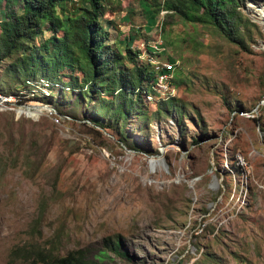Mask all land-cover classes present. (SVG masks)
<instances>
[{
    "label": "rangeland",
    "instance_id": "rangeland-1",
    "mask_svg": "<svg viewBox=\"0 0 264 264\" xmlns=\"http://www.w3.org/2000/svg\"><path fill=\"white\" fill-rule=\"evenodd\" d=\"M106 3L110 44L129 35L139 60L149 45L178 60L174 106L144 95L121 123L102 110L100 128L96 97L44 103L41 80L25 87L0 60V92L13 91L0 105V264H28L16 247L92 254L114 238L127 256L108 250L110 264H264V24L249 8L264 14V0L237 7L241 44L141 0ZM29 106L38 113L19 111Z\"/></svg>",
    "mask_w": 264,
    "mask_h": 264
},
{
    "label": "trees",
    "instance_id": "trees-1",
    "mask_svg": "<svg viewBox=\"0 0 264 264\" xmlns=\"http://www.w3.org/2000/svg\"><path fill=\"white\" fill-rule=\"evenodd\" d=\"M2 1L0 60L8 58V68L26 77L25 87L35 78L41 80L43 87H48V91L41 93L42 102H51L55 92L58 100L65 99L75 89L74 102L85 99L84 105H87L96 97L98 104L90 107L95 116L88 120L100 128L109 127L107 120H100L102 110H110L112 114L108 119L119 118L121 123L137 105L146 106L143 99L153 82L154 71L147 60L138 59V50L131 48L129 35L121 44L122 50L109 43V32L102 26L101 18L115 10L106 0H82L84 4L78 0ZM141 1L154 13L159 8L171 11L189 23L211 24L230 42L241 44L243 41L240 25L247 21L237 7L245 0ZM106 24L114 25L110 20H106ZM44 32L48 34L44 36ZM145 49L149 51L148 46ZM61 76L68 77L65 81L69 84L68 92L60 93ZM173 100L170 96L157 99V103L170 102L167 106H174ZM56 110L62 114L58 108ZM118 128L121 133L120 126ZM108 250L127 256L116 238L109 239L102 249L92 254L84 248L59 254L51 241L48 247L39 244L12 248L10 256L22 255V261L28 264H110L105 260Z\"/></svg>",
    "mask_w": 264,
    "mask_h": 264
},
{
    "label": "built area",
    "instance_id": "built-area-1",
    "mask_svg": "<svg viewBox=\"0 0 264 264\" xmlns=\"http://www.w3.org/2000/svg\"><path fill=\"white\" fill-rule=\"evenodd\" d=\"M156 47L149 45V51L141 54V58H145L151 65L154 71L153 82L149 86V90L145 93L147 99H166L172 96L173 88L170 84L173 78L174 69L178 64V60L157 59L153 57L156 52ZM12 94V93H11ZM11 94L0 92V105L10 104L12 100H8ZM13 98V97H12Z\"/></svg>",
    "mask_w": 264,
    "mask_h": 264
},
{
    "label": "bare ground",
    "instance_id": "bare-ground-1",
    "mask_svg": "<svg viewBox=\"0 0 264 264\" xmlns=\"http://www.w3.org/2000/svg\"><path fill=\"white\" fill-rule=\"evenodd\" d=\"M249 8H250V11L253 13V15H255V16L258 17L259 22L262 23V24H264L263 23L264 14H262L261 10L258 7H256V6H250L249 5ZM38 110H39V108H37L36 106H32V107L29 106V107H26L25 109L19 110V111H22L24 113L37 114L38 113L37 112ZM151 163L154 165L155 162L152 161Z\"/></svg>",
    "mask_w": 264,
    "mask_h": 264
},
{
    "label": "crops",
    "instance_id": "crops-1",
    "mask_svg": "<svg viewBox=\"0 0 264 264\" xmlns=\"http://www.w3.org/2000/svg\"><path fill=\"white\" fill-rule=\"evenodd\" d=\"M122 23H124V22H122Z\"/></svg>",
    "mask_w": 264,
    "mask_h": 264
}]
</instances>
